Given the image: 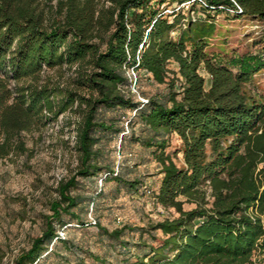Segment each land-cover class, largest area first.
I'll return each instance as SVG.
<instances>
[{
	"label": "trees",
	"instance_id": "trees-1",
	"mask_svg": "<svg viewBox=\"0 0 264 264\" xmlns=\"http://www.w3.org/2000/svg\"><path fill=\"white\" fill-rule=\"evenodd\" d=\"M197 9L204 19L190 15ZM223 12L248 19L264 43V0H0V160L27 155L26 135L60 116L67 125L79 118L72 123L78 166L58 184L41 235L14 264H41L57 243L66 246L63 216L86 226L74 213L83 200L70 192L77 179L103 171L96 134L121 133L102 116L119 109L133 112L131 141L152 150L159 166L154 203L176 217L111 232L96 224L99 233L118 242L126 231L140 240L161 233L157 246L140 243L147 251L132 264L264 257V98L249 87L264 71V49L231 59L209 53ZM129 72L164 91L136 100ZM135 122L147 135H135ZM171 135L181 144L180 166L166 153ZM105 170L104 181L141 186Z\"/></svg>",
	"mask_w": 264,
	"mask_h": 264
},
{
	"label": "rangeland",
	"instance_id": "rangeland-1",
	"mask_svg": "<svg viewBox=\"0 0 264 264\" xmlns=\"http://www.w3.org/2000/svg\"><path fill=\"white\" fill-rule=\"evenodd\" d=\"M190 15L205 17L198 9ZM216 29L208 52L223 59L256 55L264 49V43L257 38L259 33L255 34L258 29L244 17L220 13L216 16ZM169 68L174 69V66L170 64ZM129 77V88L136 100L141 101L165 89L153 84L148 75L137 77L129 72ZM249 87L264 98V71L252 77ZM102 116L122 130L118 135L96 134L100 139L97 147L101 151L99 164L103 171L90 179H77V188L70 192L71 196L83 200L74 213L86 226L78 228L75 220L63 216L67 229H60L59 235L68 244L57 243L54 252L41 264H132L147 251L140 243L146 241L157 246L163 239L161 233H154L153 239L144 234L140 240V232L126 231L118 242L101 235L96 224L111 232L123 226L146 228L150 223L176 217L173 210L157 206L153 197L146 194L145 189L153 193L159 186V166L152 150L131 141V127L127 123L133 119V112L103 111ZM78 119L74 116L67 125L69 121L60 116L46 129L26 135L27 155L0 160V264H14L17 255L41 235L45 217L51 214L49 204L58 199V184L74 174L78 156L72 123ZM132 129L136 136L147 135L139 123L135 122ZM167 143L166 153L180 166L179 139L171 135ZM107 167L113 168L121 179L137 181L141 186L130 189L112 180L104 181ZM191 208L192 205H184L185 210ZM256 264H264V257H258Z\"/></svg>",
	"mask_w": 264,
	"mask_h": 264
},
{
	"label": "built area",
	"instance_id": "built-area-1",
	"mask_svg": "<svg viewBox=\"0 0 264 264\" xmlns=\"http://www.w3.org/2000/svg\"><path fill=\"white\" fill-rule=\"evenodd\" d=\"M256 28V27H255ZM146 190V194H148V195H151V191L150 190H147V189H145ZM92 221V220H91ZM93 223L92 224H95V222L94 221H92Z\"/></svg>",
	"mask_w": 264,
	"mask_h": 264
}]
</instances>
